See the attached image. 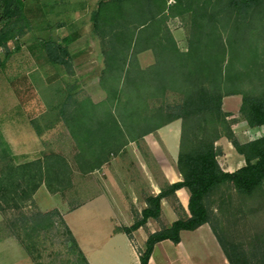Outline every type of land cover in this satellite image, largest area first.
<instances>
[{"label":"trees","instance_id":"trees-1","mask_svg":"<svg viewBox=\"0 0 264 264\" xmlns=\"http://www.w3.org/2000/svg\"><path fill=\"white\" fill-rule=\"evenodd\" d=\"M130 3L136 7L132 20L126 7ZM167 14L187 16L185 51L171 45ZM89 19L100 40L106 92L101 103L92 104L89 117L94 145L113 146L119 140L114 146H122L180 120L174 166L180 180L165 183L156 194H146L139 217L114 231L123 232L131 241L132 232L147 219L159 218L161 199H171L177 218L147 234L136 250L139 264H147L155 243L164 239L177 243L180 231L204 223L228 264H264V228L228 239L217 227V215L210 207V197L222 187L245 199H264V135L239 141L227 119L230 113L222 109L223 97L239 95L240 118L250 128L264 125V0H173L171 5L166 0H98ZM30 29L22 0H0V67L17 50L8 43ZM42 45L50 64H67L60 58L67 54L65 45L52 40ZM145 49L152 50L154 62L141 69L134 54ZM59 111L63 113V107ZM221 135L244 161L230 172L217 161L222 151L215 142ZM42 163L45 160L36 158L15 165L9 159L0 167V212L16 211L3 220L0 231L15 238L33 264H43L44 244L56 238L73 257L71 264H88L56 208L20 211L44 182ZM178 188L188 193V214L176 200ZM219 202L225 206L224 194L219 195Z\"/></svg>","mask_w":264,"mask_h":264},{"label":"rangeland","instance_id":"rangeland-1","mask_svg":"<svg viewBox=\"0 0 264 264\" xmlns=\"http://www.w3.org/2000/svg\"><path fill=\"white\" fill-rule=\"evenodd\" d=\"M172 3L166 0L167 5ZM126 7L129 19L136 18L134 4ZM165 26L172 39L171 45L185 51L189 36L187 16L167 14ZM92 36L96 39L94 45L84 41L87 39L85 36L70 46L69 50L76 53L89 50L95 55L90 57L94 62H80L71 75L42 78L31 73L27 77H19L0 69V167L9 159L15 165L36 158L45 160V164L42 163L45 165L42 169L44 182L20 211L27 213L57 208L64 212L76 242L94 264H112L117 259L123 264H134L129 248H124L125 235L120 233L109 240L108 232L113 227L130 225L139 217L143 197L152 189L151 185L160 187L166 183L160 164L174 167L176 158L172 161L156 130L122 146H114L119 145V140L113 146L100 148L94 145L89 117L92 104L101 103L106 92L103 88L105 83L101 80L100 40L94 33ZM0 52L2 54V49ZM134 59L143 69L154 62V54L152 50L145 49L136 52ZM27 100L36 104V110L27 123L17 126V135H12L14 127L3 122L18 118L13 106L26 104ZM239 100V96L227 97L224 107L229 105L228 109L232 110ZM40 103L45 105V110H41ZM61 107L63 113L59 111ZM226 141L221 135L215 144L222 150ZM221 156L222 152L217 159L222 163ZM99 193L109 196L111 206L110 200ZM220 194L225 195L223 207H220ZM92 196L94 198L90 199ZM210 198V207L217 215V227L228 239L235 240L264 228V199H245L229 187L214 191ZM83 202L84 205L79 207ZM167 203L172 207L171 199H167ZM15 213L14 210L4 214L0 212V226L5 218ZM7 237L11 236L0 231V264H33L16 239L8 243L5 241ZM132 238L135 249H139L138 238ZM58 242L56 238L53 243L47 241L44 244L40 257L43 264H71L73 257ZM103 243L108 244L105 254L96 247Z\"/></svg>","mask_w":264,"mask_h":264},{"label":"crops","instance_id":"crops-1","mask_svg":"<svg viewBox=\"0 0 264 264\" xmlns=\"http://www.w3.org/2000/svg\"><path fill=\"white\" fill-rule=\"evenodd\" d=\"M22 1L23 10L30 22L31 29L22 36L8 43L9 48H12L16 45L17 50L10 54V56L6 59L0 69H4V71H10L12 73V76L17 75L19 77H27L28 75L33 73L39 77L47 78L49 76H59L66 73L71 75L73 73L74 67L80 62L88 61V64H90L91 62L95 61L90 58L95 57V55L91 54L89 50H87L86 53H76L75 51L69 50V48L71 45L77 43L80 38H83L85 36H87V39L84 38V41H88L89 45H94L96 43L95 37L92 36V24L89 16L90 13L94 10L98 0ZM49 40L66 46L67 54L60 56L62 60L67 62L66 65H52L49 63L42 45L44 42ZM88 43H86V45ZM1 55L2 54L0 52V57ZM97 56H99V54ZM232 96L239 95L223 97L222 109L230 113V115L228 116V118H232L230 128L237 139L241 142H244L264 135V125L250 128L247 126L246 122L239 117L238 107L240 104V100L239 103H236V105L233 107L234 109L232 110L228 109L229 105H226V107H224V100L227 97ZM40 104L39 107L41 108V110H45V105L43 103ZM13 107L14 112H16L17 117H19L10 118L3 122V124L13 126L14 128L12 129V135H17V133L19 132L17 126L23 125L31 119L30 116L33 111L36 110V104L32 102L30 103V101L27 100L26 104L25 102L22 104L17 103V105ZM179 133L180 120H174L156 130V135L162 141V144L165 146L166 151L169 153L172 161L175 160L177 155ZM229 147L232 148L231 144L226 141L221 150L222 163L218 159L217 161L222 170L230 172L242 166L244 164V161L240 155H238L234 150H231V148ZM154 156L156 157L155 154ZM160 171L162 173V177L168 184L180 180L179 173L171 165L162 166L160 164ZM151 187L152 189H150L149 193L156 194L159 192V185L154 184L151 185ZM174 194L177 202L182 208V211L188 214L187 191L184 188H178L175 190ZM100 195L107 198V200H110L109 196L106 193H102ZM93 196L90 199H93ZM134 198L136 199V195H134ZM111 204L112 201L110 200L109 206H111ZM83 205L84 202L81 203L79 207ZM144 205L145 204L142 203L141 207L139 208V212L144 207ZM160 208L161 212L157 220L147 219L143 226L137 228L132 232V237L138 238L137 245L139 248L142 247L148 233L159 229V226L161 224L167 225L177 218L176 212L170 205H168L167 199H161ZM57 210L65 220L64 212H61L59 209ZM127 225L128 223L124 224L123 226ZM113 228H111L108 232L109 240L120 233L124 234L123 232L114 231ZM13 240L14 238L12 237H7L5 239V241L8 243H13ZM123 241L124 248H129L130 250L133 263L139 264L137 252L133 244V238L130 241L125 235ZM107 245V243H103L96 245V247H98V251L100 253L105 254V247ZM80 249L82 250L81 247ZM82 252L88 264H94L90 257L86 255L83 250ZM112 264L123 263L119 259H117ZM147 264H228V262L209 225L207 223H204L194 230L180 231L179 241L177 243H173L168 239H164L155 243L148 258Z\"/></svg>","mask_w":264,"mask_h":264},{"label":"built area","instance_id":"built-area-1","mask_svg":"<svg viewBox=\"0 0 264 264\" xmlns=\"http://www.w3.org/2000/svg\"><path fill=\"white\" fill-rule=\"evenodd\" d=\"M169 2L173 1V0H168Z\"/></svg>","mask_w":264,"mask_h":264}]
</instances>
